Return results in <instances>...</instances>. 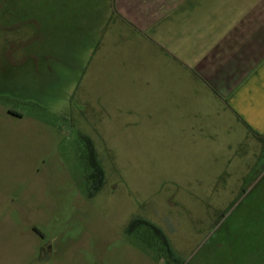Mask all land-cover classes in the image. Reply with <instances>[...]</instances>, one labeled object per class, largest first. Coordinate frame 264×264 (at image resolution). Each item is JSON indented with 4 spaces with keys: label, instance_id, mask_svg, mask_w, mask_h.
Returning a JSON list of instances; mask_svg holds the SVG:
<instances>
[{
    "label": "rangeland",
    "instance_id": "374dc122",
    "mask_svg": "<svg viewBox=\"0 0 264 264\" xmlns=\"http://www.w3.org/2000/svg\"><path fill=\"white\" fill-rule=\"evenodd\" d=\"M111 9L0 0V264H264V136Z\"/></svg>",
    "mask_w": 264,
    "mask_h": 264
},
{
    "label": "crops",
    "instance_id": "0c3cea01",
    "mask_svg": "<svg viewBox=\"0 0 264 264\" xmlns=\"http://www.w3.org/2000/svg\"><path fill=\"white\" fill-rule=\"evenodd\" d=\"M109 9L151 46L169 83H191L207 109L264 136V0H109Z\"/></svg>",
    "mask_w": 264,
    "mask_h": 264
},
{
    "label": "trees",
    "instance_id": "16d2710c",
    "mask_svg": "<svg viewBox=\"0 0 264 264\" xmlns=\"http://www.w3.org/2000/svg\"><path fill=\"white\" fill-rule=\"evenodd\" d=\"M100 172H101V174H102V171H101V170H100ZM101 179H102V178H101ZM143 222L146 223V224H148L149 226L153 227V229H154L157 233H160V234L162 235V237H165L164 234L162 233V231H161L158 227L154 226L152 223H150V222L147 221V220L144 221V219H143Z\"/></svg>",
    "mask_w": 264,
    "mask_h": 264
},
{
    "label": "flooded vegetation",
    "instance_id": "af4514ba",
    "mask_svg": "<svg viewBox=\"0 0 264 264\" xmlns=\"http://www.w3.org/2000/svg\"><path fill=\"white\" fill-rule=\"evenodd\" d=\"M47 250H48V247H46L45 249H44V247L42 248V251H41V254H46L47 253Z\"/></svg>",
    "mask_w": 264,
    "mask_h": 264
},
{
    "label": "water",
    "instance_id": "95a60500",
    "mask_svg": "<svg viewBox=\"0 0 264 264\" xmlns=\"http://www.w3.org/2000/svg\"><path fill=\"white\" fill-rule=\"evenodd\" d=\"M46 248V246L44 247V249Z\"/></svg>",
    "mask_w": 264,
    "mask_h": 264
}]
</instances>
